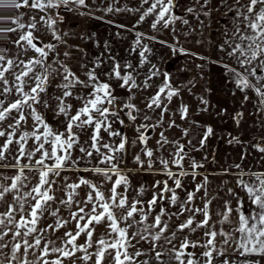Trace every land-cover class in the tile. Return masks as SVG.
Returning <instances> with one entry per match:
<instances>
[{"label": "crops", "instance_id": "crops-1", "mask_svg": "<svg viewBox=\"0 0 264 264\" xmlns=\"http://www.w3.org/2000/svg\"><path fill=\"white\" fill-rule=\"evenodd\" d=\"M213 13L0 0V264H264V82L213 86Z\"/></svg>", "mask_w": 264, "mask_h": 264}, {"label": "rangeland", "instance_id": "rangeland-1", "mask_svg": "<svg viewBox=\"0 0 264 264\" xmlns=\"http://www.w3.org/2000/svg\"><path fill=\"white\" fill-rule=\"evenodd\" d=\"M211 41L213 86L237 87L242 81L248 83L251 75L256 76L254 84L264 82V0H214ZM107 98L117 108L118 98ZM260 225L261 229L256 231L245 230L244 250L256 247L253 241L264 250L263 218ZM257 231L259 234L253 235ZM3 257L9 260L7 254H0V261Z\"/></svg>", "mask_w": 264, "mask_h": 264}, {"label": "built area", "instance_id": "built-area-1", "mask_svg": "<svg viewBox=\"0 0 264 264\" xmlns=\"http://www.w3.org/2000/svg\"><path fill=\"white\" fill-rule=\"evenodd\" d=\"M122 103H123V100H122L121 98H118V100L115 101V106H116L117 108H119L120 106H122Z\"/></svg>", "mask_w": 264, "mask_h": 264}, {"label": "water", "instance_id": "water-1", "mask_svg": "<svg viewBox=\"0 0 264 264\" xmlns=\"http://www.w3.org/2000/svg\"><path fill=\"white\" fill-rule=\"evenodd\" d=\"M152 132V128L151 127H148L145 131H144V135H150Z\"/></svg>", "mask_w": 264, "mask_h": 264}, {"label": "trees", "instance_id": "trees-1", "mask_svg": "<svg viewBox=\"0 0 264 264\" xmlns=\"http://www.w3.org/2000/svg\"><path fill=\"white\" fill-rule=\"evenodd\" d=\"M27 2L29 3V2H30V0H27Z\"/></svg>", "mask_w": 264, "mask_h": 264}]
</instances>
